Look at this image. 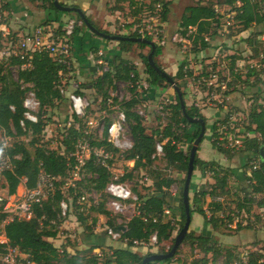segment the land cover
Segmentation results:
<instances>
[{
    "label": "trees",
    "instance_id": "obj_1",
    "mask_svg": "<svg viewBox=\"0 0 264 264\" xmlns=\"http://www.w3.org/2000/svg\"><path fill=\"white\" fill-rule=\"evenodd\" d=\"M31 2L38 1L40 8L44 11L54 13L53 19L61 22L63 14L71 12H64L58 10L53 0H29ZM117 4L110 6L111 10H121L119 2H126L129 9H132V16L136 17L142 11L143 7H147L150 11L158 13L157 19L160 23L167 21V14L169 11V1L164 0H114ZM225 4L232 5L233 0H224ZM61 3L67 5L65 2ZM6 9H10L9 4L5 5ZM160 10H159V9ZM158 10V12H156ZM76 17L81 21V26L87 28L77 13ZM214 6L207 3H196L184 8L180 18V29L182 34H185L188 26H195L193 42L200 40L201 48H205L208 42L204 39L203 33H207L213 23ZM236 32L249 29L253 24H260L264 22V0H242V12L237 11L235 14ZM90 23L102 32L112 33L98 27L88 16ZM50 20V19H49ZM49 20L47 22H49ZM46 23V22H45ZM134 22H130L125 27L131 29ZM79 28L76 27L75 31ZM17 34L8 35L0 31V48L4 46V39L8 41V37H12L11 41L16 40ZM127 36H141L140 33L133 30L131 33L123 34ZM145 38L151 39L150 35H145ZM248 45L251 46L254 42L248 39ZM120 51H125L128 45L137 43L140 47L149 46L144 42L119 41ZM150 47V46H149ZM150 51V48H149ZM95 52H97L95 50ZM148 54V53H147ZM147 54L142 56L145 64V71L148 74L150 85H160L162 82L171 86L169 82L161 75H159L148 63ZM162 54V46L155 43V50L153 53V60L155 64L163 69L155 60V58ZM238 57H233L231 63V73L236 69L235 61ZM264 59V58H263ZM264 61V60H263ZM28 63L29 66L21 68V65ZM17 64L19 66L16 77L14 78L9 72L11 65ZM109 68L100 75L95 76L88 85L93 87L97 93H103V98L99 101L101 107H104L106 99L109 94L110 85L112 86L115 80L129 81L131 74H137L135 66L129 63L119 53L108 60ZM185 62L182 61L174 75H172L175 85L181 86L179 80H185L186 76L183 72ZM63 70V66L57 62L54 56L46 52H30L24 54V59L11 57L7 61H0V130H4L7 135L13 138L30 135V140L25 143L20 140L9 145L8 155L11 162V168L0 173L3 182L0 183V191L4 190L3 195L0 193V221L4 217L2 213V205L7 196L16 192L18 185L23 179L24 185L27 189H32L36 186L38 175L44 172L50 176L64 177L68 169V164L73 163L71 153L74 152L78 139L83 135V123L81 119L72 116V122L61 133L62 138L60 143L63 151L60 152L55 148L48 147V142H43L41 135L48 123L52 121V115H48L47 110L56 108L58 103L64 98L59 93L57 88L60 79L59 72ZM92 72L95 74V69ZM248 76L242 81L248 82L252 75L253 68H251ZM191 75L189 72L186 74ZM238 78H241L236 74ZM29 84L33 90L36 99L39 101L38 121H25L23 125L20 120L23 117V97L25 91L29 88L25 86ZM184 84V83H183ZM134 86L130 90H134ZM173 87V86H172ZM109 89V90H108ZM175 91V90H174ZM154 90L151 91L150 96L154 97ZM184 100V92L181 91ZM175 102L170 103L169 106V121L160 130L159 128L153 130L151 133L146 132V127L143 123V118L134 111V105L137 102V97L132 96L124 102H119L123 107L128 121L129 133L133 139L132 149L125 153V159L135 158L133 166L130 171L125 172L119 178L125 181L127 178L137 176L135 170L149 166L153 159L154 145L156 141H163V159L167 166L172 167L177 172H184L188 167L189 152L193 140L197 137L200 125L198 123L190 122L183 114L180 107L179 98L175 92ZM116 102V98H114ZM185 111L191 117H201L204 119L200 110L190 104H185ZM248 131L255 133L257 136H252L244 139L242 145L239 147L248 153V160L254 159L255 162L251 164L245 163L242 168L243 176L240 181L232 168L223 167L215 160H203L197 152L193 161V169H199L205 173L210 174L213 179L210 183H203L198 188H194L192 196V204L190 205V215L193 211L200 213L204 218V223L207 224L211 230L232 223L233 216L231 214H224L217 216L216 214L224 209L221 201L210 200L207 207L203 206L206 197L220 196L229 193L228 181L233 177L237 181L239 190L235 188L237 196L235 209L237 213H245L249 215L251 208L264 209V160L261 158L259 150L264 149V107L258 105L251 109L248 115V123L245 127ZM216 124L213 123L211 144L226 158H231L230 149L226 148L222 142L217 141L216 138ZM105 136V134H104ZM205 136H203L204 138ZM202 138V140H203ZM201 140V141H202ZM93 145H107L111 148L104 138L102 140H92ZM187 144V151L184 152L179 146ZM201 143V142H200ZM114 151H116L113 148ZM199 150V146L197 151ZM89 176H86V175ZM111 172L102 167L96 158L91 155L86 162L85 175L78 183L76 189H71L69 195L72 197V202L77 203V196L81 193L96 191L102 199L97 204H91L89 209L93 212L103 214L108 217L107 224L109 227H114L115 216H110V212L105 208L106 194L104 188L111 177ZM153 191L149 194H138L139 203L136 207V213L127 221L126 230L120 235V240L126 239V246L120 248H104L101 244L91 240L87 248L82 250H75L73 253L67 251L66 247L60 249L50 241L48 237H55L58 233V225L62 221L59 211V202L64 198L59 186L61 182H55V189L53 194L39 204L33 206V216L28 220H14L6 223L0 232L3 231L7 244L17 247L21 252L28 255L29 259L37 264H141L145 255L141 254L140 248L149 242L150 236L155 233L157 242L170 240L174 242L172 234L175 230L177 232L185 222V212L182 203V187L185 180L183 178H172L170 176L153 175ZM176 183H180L181 190L178 191V208L180 209L179 220L174 224L171 217L162 215L164 208L171 210V215L176 216L174 204H172L173 194L170 192V187ZM133 190L136 191L135 188ZM172 198V199H171ZM71 202V203H72ZM190 204V203H189ZM80 204L77 203L75 215L81 225L84 226L85 232L83 237L94 236L93 226L96 224V217L92 218L90 223H87V215L85 210L80 209ZM209 212V215L207 212ZM154 219H156L154 221ZM53 221V222H52ZM245 223L237 222L233 228L234 231L242 229H249L250 225L246 219ZM189 229V228H188ZM90 240V239H89ZM136 242L138 244H136ZM181 243H189L190 246L200 249L205 255L211 254V259L207 260L206 256L197 258L191 261V264H217L219 256L223 255L224 260L222 264H235L238 255L235 247H223L217 244L213 235L209 232H200L198 234L193 230H188ZM173 244V243H172ZM170 245L169 249L171 248ZM0 245V250H2ZM136 247L134 250L133 248ZM100 248L102 254L97 255L92 253L94 249ZM169 251V250H168ZM167 251L159 250L158 253H165ZM171 258L161 261H151L147 264L155 262L170 263ZM1 264V263H0ZM239 264H243L239 262ZM244 264H264V251H253L248 254L247 261Z\"/></svg>",
    "mask_w": 264,
    "mask_h": 264
},
{
    "label": "rangeland",
    "instance_id": "obj_2",
    "mask_svg": "<svg viewBox=\"0 0 264 264\" xmlns=\"http://www.w3.org/2000/svg\"><path fill=\"white\" fill-rule=\"evenodd\" d=\"M8 1V0H6ZM18 3L22 2L28 12L27 16L30 17L32 13L37 12L38 19L43 18L44 11L40 8V3L38 1L31 2L29 0H16ZM65 2L67 5L72 3V0L66 2V0H60ZM169 1V11L167 14V21L165 23H160L157 19L158 13H154L147 9V7H143L142 11H140L139 15L136 17L132 16V9H129L127 3L119 2L118 5L122 6V9L119 11V18H109L106 17L109 14H112L110 6L117 4L114 0H102L99 5L95 4L90 8L84 10L85 14L98 26L101 28L104 22L107 19H110L108 24H112L113 22L116 25L117 29L127 28L125 34L131 33L133 28L137 25L141 26H151L153 29L162 30V33L159 36L155 34H151V40L153 42L158 43L159 39H163L164 43L160 44L162 46V54L155 58L156 62L165 70L169 75H174L176 71L175 68L179 66V64L184 61L185 66L183 68V72L190 73L186 79L179 80L181 83L180 90L184 92V103L187 105H194V103H198L196 106L200 112L203 114L205 118V124L207 126L208 123L212 120V123L216 124L217 122H223V119L229 117V115H234L237 117V126L240 129L241 133H244V130H247L245 127L248 123V115L252 108L257 107L258 105L264 107V22L260 24H253L249 29L246 30L243 34H238L236 32V26L234 24L227 25V20L229 19L228 15L231 14V6L225 4L224 0H164ZM196 3H207L212 4V6H217L219 11L221 12V18L218 22H213L211 25L212 30L215 32L213 41L209 42L205 48H201L200 40L197 42H193L191 40L190 44H185L179 40V36L182 35L180 29V18L186 6L196 4ZM158 12V10H156ZM67 20H74L75 22H80V25L76 27L81 28V21L77 19L75 12H71L69 14H64L62 16V21L65 22ZM130 22H134L131 29L125 27ZM28 20H18L14 18H6L5 24L8 27L11 34H17L20 36L21 32H24L27 28ZM84 28V26H82ZM24 30V31H23ZM227 30L228 32H226ZM187 32V31H186ZM23 35V34H22ZM145 37V35H141ZM176 39H174V37ZM263 37V39H261ZM12 37H8L11 40ZM252 39L254 42L251 46L248 45V39ZM4 39V47H8L10 44V40L5 41ZM216 42L214 47V43ZM185 46V47H184ZM149 46L140 47L137 43H133L127 46L122 57L126 59L129 63L135 66V70L137 74L132 73L129 81H118L115 80L109 87V92L114 94V98H116L119 102H124L128 100L132 96L139 98L140 93L138 92L139 87L146 86L147 89L144 91V94L150 95L151 91L154 89V97H152L150 103L154 105L157 101H160L161 108L158 107V104L155 106L144 108L142 107V103L139 104L137 102L134 105V110H141L142 113L139 115L143 118L144 126L146 127V132L151 133L153 130L159 128L160 130L165 126L166 122L169 121V104L175 102V91L172 85H168L162 82L160 85H150L148 74L145 71V64L143 62L142 56L149 52ZM214 48H217L215 52ZM260 54L262 56L260 57ZM233 57H238L235 61V67L231 73L230 67L232 63ZM250 64H255L256 66L253 68L252 75L249 77L248 82L242 81L243 78L248 76L249 72H251ZM109 68V64H108ZM12 68L9 72L12 76H16V70ZM108 70V69H107ZM102 71V66H101ZM104 72V71H102ZM101 72V73H102ZM81 74V73H80ZM241 78H238L237 75ZM97 75V74H93ZM92 76L84 77L81 81V75L77 78L78 88L83 84H88L92 79L95 78ZM188 80V84L186 82ZM176 81V79H174ZM221 84H225V89L221 88ZM134 90H130V87L134 86ZM150 92V93H149ZM224 93L233 94V100L231 98L223 97ZM199 94V95H198ZM216 99H212L213 95H216ZM85 96L90 102V111L89 113L93 116H96L98 110H103L101 107V103H99L100 99L103 98V93H94L93 91L85 92ZM193 96H200V99L191 100ZM202 100V102L200 101ZM219 101V102H218ZM208 103V104H207ZM209 103L213 105L210 106ZM119 104V103H118ZM209 105V106H207ZM121 106V105H120ZM226 106V108H223ZM206 107H209L206 109ZM221 110H226L223 113H220ZM210 111H212V115H209ZM114 110L108 111V114L113 113ZM219 114V119L214 118L216 113ZM48 115H52V121L48 123L45 129L42 132L41 139L43 142H48V147L55 148L58 151L62 152L63 147L60 143L62 138L61 133L68 126L69 123L72 122V118L69 117L70 111L68 109V103L66 99H63L58 103L56 108L48 109ZM146 115V117L143 116ZM213 118V119H212ZM211 123V124H212ZM206 126V127H207ZM129 129V128H128ZM254 134L255 133H251ZM206 136H210V131L206 129ZM204 137L201 143L199 144V150L202 147H207V151L203 152L206 159L215 160L216 162H220L223 167H229L234 170L241 169L242 165V157L246 156L248 153L243 151V149H230V153L232 154L231 158H226L221 152L217 151L212 144L209 142L207 137ZM31 136H22L19 138L10 137L11 142L9 144H13L20 140L27 143L30 140ZM4 139V135L0 134V141ZM207 139V140H206ZM211 141V139H210ZM183 146V147H182ZM182 148L184 152L187 151V147L185 144L179 146ZM198 154V153H197ZM225 157V158H224ZM248 158V157H247ZM254 159H246L245 162L251 164L255 162ZM244 164V163H243ZM240 167V168H239ZM130 165H128L124 160L118 159L113 161V172L115 175L121 177V173H125L130 171ZM191 177L190 186H189V203L192 204V196L194 188H198L199 185L203 183H210L213 179L210 177V174L205 173L199 169ZM195 170H193L194 172ZM134 173L137 176L133 178H127L125 181L131 187L132 191L138 196V194H149L153 191V175H161V176H170L172 178H183L185 176L184 172H177L172 167L166 165L164 160L152 161V163L145 167L140 168L139 170H135ZM3 180L0 177V183ZM181 184L176 183L170 187V192L177 193V191L181 190ZM133 188L136 189L133 190ZM236 190H239V186L237 185V181L231 177L228 181V190L229 193L222 194L220 196L215 197H206L203 206L206 208L207 203L210 200L221 201L224 209L219 211L216 215L222 216L223 211L224 214H231L233 216V221L230 227L227 224L218 228L217 230L211 229L209 231L210 234L213 235V238L216 240L217 244L223 247H235L236 253L238 255L235 260V264H239L242 262L243 264L247 261L248 254L253 251H264V209L257 208L253 206L249 215L245 213H237L238 211L235 209V203L237 196L235 194ZM19 189V185L17 187L16 192ZM5 191L1 190L0 193L3 195ZM21 192V191H20ZM19 192V193H20ZM88 197V203H85L82 207L85 210V214L87 215V223H90L92 218L97 219L96 224L93 226V231L95 234L100 232H104L105 226H107L108 217L103 214H99L93 212L89 209V206L93 200L95 203L100 202L104 199V195L101 196L99 193H95L92 196ZM94 204V202L92 203ZM77 203H71L70 210L67 213L65 218H62L61 223L58 225V236L57 240L53 242L57 247L63 249L64 247L69 252H74L75 250H82L87 248L86 243L84 242V238L82 237L85 232L84 226L80 224L75 215ZM80 209H81V205ZM209 212H207L208 214ZM135 214V210L133 211L132 207L124 212L123 214H119L115 216V223L125 224L133 215ZM110 215L109 217H111ZM192 223L195 224V220L200 221L203 217L200 213L193 211L191 213ZM244 219L250 225L249 229H246L244 232L234 231L233 228L236 226L237 222L245 223ZM191 224V222H190ZM191 230V226L189 225V229ZM198 234L197 232H195ZM104 236L106 237L105 243L102 245L104 248H115L114 246L118 245V241L111 239L104 232ZM177 234V230H175L172 234V237L175 238ZM173 242L170 240L162 241V242H154L146 243L139 250L141 254H146L148 252H156L159 250L168 251L170 245ZM134 250L136 247L133 248ZM92 253H95L93 250ZM206 256L207 260L211 259V254H204L200 249L195 248L194 246H190L189 243H181L177 250L174 253V257L170 263L165 262H155L153 264H191V261L197 258H202ZM224 260L223 255L219 256L217 259V264H222Z\"/></svg>",
    "mask_w": 264,
    "mask_h": 264
},
{
    "label": "built area",
    "instance_id": "obj_3",
    "mask_svg": "<svg viewBox=\"0 0 264 264\" xmlns=\"http://www.w3.org/2000/svg\"><path fill=\"white\" fill-rule=\"evenodd\" d=\"M6 4V0H0V31L2 33L3 31L1 30V27L5 24V19L11 18L12 16L11 10L5 8ZM237 11L242 12V0H233L231 14L228 15L229 19L227 20V25L230 26L236 22L234 16ZM214 12L215 15L213 20L214 22H218L221 18V12L217 6H214ZM77 25H80V22H75L74 20L56 23L46 22L34 25L29 28V30L21 32L20 36L16 35V40H10L8 47L2 46L0 48V61L4 62L9 60L11 57L24 59V54L30 52L43 51L51 56H54L57 62L63 66V70L59 72L60 79L57 84L59 93L68 103L70 116L81 119L84 126L82 130L83 135L78 139L75 150L71 153L73 163L68 164V169L64 177L50 176L44 172H40L34 188H26L21 194L14 193L6 197L2 205V213H4V217L0 221V228L2 229L6 223L11 221L30 219L33 216V206L41 203L53 194L55 182H61L59 189L64 198H62L59 202V211L60 216L65 218L70 210L72 202V197L69 195V191L78 187V183L85 175L86 162L91 155L96 158V161L102 167L106 168L112 174L104 188V193L107 198L105 202L106 210H108L112 216L123 214L131 207L133 211L135 210V213L137 212L136 207L139 203L138 196L132 191L126 181H121L119 179L120 176L114 174L112 169L113 161L118 159V157L129 164L130 167L133 166L135 161V158H124L125 153L131 150L133 146V139L129 133L126 114L123 107L118 104L119 101L116 100L115 102L114 94L112 92H109L106 103L102 108L103 110H98L96 116L89 113L91 104L87 97L79 92L78 82L72 72L71 37ZM133 30L137 31L141 35L155 34L159 37L162 33V30H155L151 26L143 27L141 25H137L133 28ZM195 30V26H188L186 30L187 32H185V34L181 33L182 35L179 36V40L185 44H190L191 40L193 41L194 39ZM225 31L228 32L227 30ZM176 37L177 36H175L174 39H176ZM261 39H263V37ZM163 43V39L158 40V44ZM97 56L99 58L95 61V63L102 66V71H107L108 61L103 57V53L99 51ZM261 56L262 54H260V57ZM253 65L255 64H250V68L256 67ZM22 66L23 68H26L29 64L24 63ZM184 74L187 77V73L184 72ZM25 86L29 88L25 91L23 97L24 112L23 117L20 120L21 125H23L25 121L37 122L39 119V101L36 99L30 85L25 84ZM225 87V84H221L222 89H225ZM146 89V86H143V88L139 87L138 92L140 93V96L137 98V102H139V104L142 103L141 106L144 108L155 106V104H158V107L161 108L162 103L160 101H157L154 105L150 103L152 97L144 94ZM216 96L217 94L213 95L212 99L216 98ZM222 96L224 97V92ZM111 110H114V112L108 114V111ZM134 111L138 114L142 113L141 110ZM143 116L146 117L145 114H143ZM237 120L236 116L229 115V117L223 119V122H217L215 129L217 141L222 142L226 148L238 149L242 145L244 139L257 136L256 134H251L252 132L248 130H244V133H241L237 126ZM103 138L108 144H110L111 148H108L107 145L96 146L91 142L92 140L97 141L102 140ZM9 142H11V139L8 136H5L4 139L0 141V173L11 168V162L8 155V148L10 145ZM163 143V141H156L154 145V152L151 156L154 161L163 159ZM113 148L116 151H114ZM120 173V175L124 174L122 172ZM86 176L89 175L87 174ZM95 193L97 192L94 190L89 192L84 191L77 196L76 201L81 205V210H83L82 206L85 203H88L87 196H92ZM93 202L94 204L98 203H95V200H93L91 204ZM162 215L171 217L172 223L174 224L179 220L177 216L173 217L171 215V210L167 207L164 208ZM155 220L156 219H154V221ZM118 225L120 224H116V226ZM230 225L231 224L228 226L230 227ZM104 232L115 241L120 240V235L122 233L113 232L112 227L109 226H105ZM120 241L126 245V239H122ZM152 241H157L155 233L150 236L148 243H151ZM136 244L138 243L136 242ZM0 245H3L2 250H0L1 264H37L29 259L28 255L21 252L17 247L7 244V239L3 231L0 232ZM94 251V254H102L100 248H96Z\"/></svg>",
    "mask_w": 264,
    "mask_h": 264
},
{
    "label": "crops",
    "instance_id": "obj_4",
    "mask_svg": "<svg viewBox=\"0 0 264 264\" xmlns=\"http://www.w3.org/2000/svg\"><path fill=\"white\" fill-rule=\"evenodd\" d=\"M67 1H69V0H66V2ZM100 2L102 3V0H72V3H70V4H76L77 6L82 8L83 11H84V10L90 8L91 6H94L95 4L99 5ZM7 3L9 4L10 10L12 12L11 18L18 19V20L20 19L21 21L23 19L25 21L28 20L29 23L27 24L28 26L25 29V31L29 30V28L33 27L34 25H39V24L45 23L49 19H50L49 23L50 22H52V23L60 22V21L52 20L53 16H54V13H52V12H48V11H44L43 10L44 11L43 18L38 19L37 12H34V14L32 13V15L30 17L27 16V13H23V12H28V10H27L26 6L22 2L18 3L16 0H8ZM111 11H112V14H109L106 17L109 16V18L110 17L111 18H119V16H118L119 10H111ZM28 13H31V12H28ZM61 21H62V17H61ZM109 21H110V19H107L106 22H104L103 25H101V28L104 29V30H107L108 32H112V33H119V34H125L126 33L127 28L123 27L122 29H117L115 23L113 22L112 24H108ZM213 22H214V20H213ZM211 25H212V23H211ZM1 30L3 31V34H5V35L10 32L8 27L6 26V24L2 25ZM245 32H246V30L241 31L238 34H243ZM214 33L215 32L210 27L209 31L207 33H203L202 35L204 36V39H207L206 40L207 42L208 41L211 42V41H213L212 37L214 36ZM71 43H72L71 56H72V66H73L72 67V72H73V75H74L76 80L79 77V75H81V79H82L81 81H84L83 80L84 77L85 78L89 77V76L94 77L95 75H93V73H92V72H94L93 71L94 69H95V72H96L95 74H97V75L101 74V72H102L101 71V65H98V64L95 63V61L99 58L97 56V53L99 51H101L103 53V57L107 61L110 58H112L114 55H118L119 53L121 55H123L124 52H125L123 50L120 51L121 48L118 45L119 44L118 41H116V40H107V39H104L102 37H99V36L95 35L94 33H92L88 28H85V27L82 28V26L78 30L74 31V33H73V35L71 37ZM213 43H214V47H216L215 46L216 42H213ZM95 50L97 52H95ZM214 50L216 52L217 48H214ZM12 68H15L14 70H16V72H17L19 66L17 64H13V65L10 66L9 70L12 69ZM21 68H23L22 65H21ZM176 70H177V67L175 68L174 71H176ZM174 73H176V72H174ZM13 77L15 78L16 76H13ZM186 82L188 84V80H186ZM183 83H184V81H183ZM87 91H89V92L93 91L94 93H96V90L93 87H90V85H88V84H86V85L83 84L79 88V92L81 94H83V95H85V92H87ZM224 97L228 98V99L231 98L232 100L234 98L233 94H230V93H224ZM196 99L197 100L200 99V96L191 97V100H193V101L196 100ZM214 99H216V98H214ZM200 102H202V100ZM194 105H199V104L198 103H194ZM209 105L212 106L213 104L209 103ZM209 105H207V106H209ZM207 108H209V107H206V109ZM223 108H226V106H223ZM224 111H226V110H221L220 113H223ZM220 113L219 112L216 113L214 118H216V119L221 118V117H219ZM209 115H212V111H210ZM69 117H71V116L69 115ZM208 123L210 125L207 126V123H206V126H207L206 129H208L210 131V136H206V135H204V136H206L208 138L209 142L211 143L210 139H211V135H212V131H213L212 130V126H213L212 120L210 122L208 120ZM0 134H3L4 137L5 136L12 137V136L7 135L4 130H0ZM185 146L187 147V144H185ZM205 151H207V147H202L200 150L197 151L198 156L201 159H203V160H210V159H206V157L204 156L203 152H205ZM247 157H248V154L241 158L242 159V165L240 166L241 169H238V170L237 169L236 170L233 169L236 177L240 181H242L241 180L242 176H243L242 168H243V165L246 163L245 161H246ZM196 171L197 170H195L193 172V175L195 174ZM24 181H25V179H23L22 182L19 184L18 191L19 192L21 191V192L20 193L19 192H15L16 194H21L23 192V190L26 189V187L24 185ZM177 195H178V191H177V193L176 192L173 193V199L171 198L172 199L171 201H172V204H174V209H175L176 214H177L176 216L179 219L180 209L178 208V201H177L178 197H177ZM126 223L125 224H120V225L126 226ZM116 224H118V223H116ZM190 226H191V230H193V231H195L197 233L206 232V231L210 230V227L207 224L204 223V218L203 217L201 218V223H200V221L198 219V220H195V224L192 223V217H191ZM211 231L213 233V230H211ZM244 231H246V229L240 230V232H244ZM103 233L104 232H100L98 234H95V232H94V236L87 237V238H84L82 236L84 238L83 240L86 243V246H88V244L90 243L91 240L103 245L105 243V241H106V237L104 236ZM58 234L59 233H57V235L55 237H53V238L52 237H48L47 240L52 242V243L55 242L57 240L56 238H57ZM54 246H56V245L54 244ZM125 246L126 245L119 240L118 241V245L114 246V247L115 248H120V247L123 248ZM66 248H68V246ZM69 250L70 249H68L67 251H69ZM71 253H73V252H71Z\"/></svg>",
    "mask_w": 264,
    "mask_h": 264
},
{
    "label": "water",
    "instance_id": "obj_5",
    "mask_svg": "<svg viewBox=\"0 0 264 264\" xmlns=\"http://www.w3.org/2000/svg\"><path fill=\"white\" fill-rule=\"evenodd\" d=\"M53 4L54 6L60 10V11H64V12H75L79 15V17L81 18V20L84 22L85 26L95 35L102 37L104 39L107 40H116V41H132V42H144L146 44H148L150 46V51L147 54V61L149 63V65L159 74L161 75L163 78H165L167 80V82H169L178 98H179V103H180V107L182 109V112L184 114V116L192 123H198L200 125V130L199 133L197 135V137L193 140L191 148H190V152H189V159H188V167L186 170V174H185V180L183 183V187H182V203L184 206V212H185V222L183 224V226L180 228V230L177 232L175 238H174V242L171 246V248L169 249V251L165 252V253H156L153 252L151 254L145 255L141 264H147L148 262L151 261H161L164 259H168L171 258L175 251L177 250V247L181 244L186 232L188 231L190 222H191V215H190V204H189V186H190V181H191V177H192V173H193V161L197 152V148L203 138V136L205 135L206 132V124L203 118L201 117H191L189 115H187L186 111H185V103L184 100L182 98L181 95V90L179 88V86L175 85L174 80L172 78L171 75H169L165 70L159 68L154 60H153V53L155 50V42H153V40L151 39H147L145 37L142 36H127V35H123V34H110V33H106V32H102L99 29L95 28L90 21L88 20L87 16L85 15V12L83 11L82 8H80L79 6H77L76 4H70V5H65L63 3H61L60 0H53ZM260 156L261 158L264 160V149H260L259 150ZM126 230V226L124 225H118V226H114L112 227V231L116 232V233H121L123 231Z\"/></svg>",
    "mask_w": 264,
    "mask_h": 264
}]
</instances>
